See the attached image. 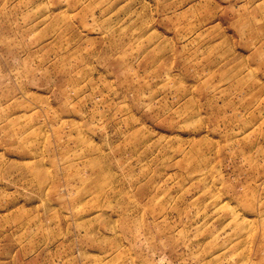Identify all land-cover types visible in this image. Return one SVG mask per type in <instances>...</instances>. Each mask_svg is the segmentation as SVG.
Wrapping results in <instances>:
<instances>
[{
	"label": "rangeland",
	"instance_id": "rangeland-1",
	"mask_svg": "<svg viewBox=\"0 0 264 264\" xmlns=\"http://www.w3.org/2000/svg\"><path fill=\"white\" fill-rule=\"evenodd\" d=\"M0 264H264V0H0Z\"/></svg>",
	"mask_w": 264,
	"mask_h": 264
}]
</instances>
